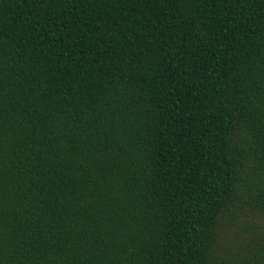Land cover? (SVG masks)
<instances>
[{
	"label": "trees",
	"instance_id": "1",
	"mask_svg": "<svg viewBox=\"0 0 264 264\" xmlns=\"http://www.w3.org/2000/svg\"><path fill=\"white\" fill-rule=\"evenodd\" d=\"M0 264H264V0H0Z\"/></svg>",
	"mask_w": 264,
	"mask_h": 264
}]
</instances>
